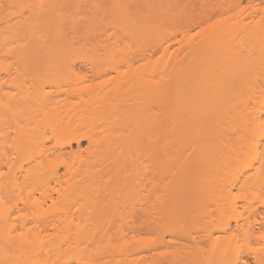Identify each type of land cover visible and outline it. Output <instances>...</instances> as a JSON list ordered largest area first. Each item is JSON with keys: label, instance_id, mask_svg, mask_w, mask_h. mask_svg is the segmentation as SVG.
Segmentation results:
<instances>
[{"label": "bare ground", "instance_id": "obj_1", "mask_svg": "<svg viewBox=\"0 0 264 264\" xmlns=\"http://www.w3.org/2000/svg\"><path fill=\"white\" fill-rule=\"evenodd\" d=\"M14 1L3 0L4 5L0 6V23H4L3 25L7 26L5 27L6 30L3 31L1 29L4 26L0 25V38L5 37L7 40L3 46V57L6 60H0V264H35L41 260L43 262V259H50L52 256L51 248H47L46 245L48 243L41 238L40 234L49 222L50 224L57 223H54L56 217L51 220H43V217L37 216L34 219L35 228L30 230L31 234L13 235L12 216L9 211L6 212V206H2L3 200H5L7 193H10V191L20 192L27 188L32 190L34 187H42L52 181L60 182L61 179L66 178L68 190L66 192L78 190L85 193L83 196L84 204L79 207L81 223H89L94 219L96 220L97 217L94 215L97 214H103L102 218L106 214L111 219L114 216L113 214L116 213L111 220L112 223L119 225V228L132 226L137 230H159L165 227L166 224L162 218L160 220L155 219L157 211L173 215L178 212L181 213L184 211V207L193 202H196L198 210L205 208L212 203L211 197L207 196L210 193L209 191L212 190L210 187L213 181L211 182V180L217 181L218 178L219 180H225L224 178H228L229 175L230 178L236 176L238 180L240 177H238V172L240 171H237V167L240 162L242 163L247 159L246 157H248L249 153L250 155L254 154L252 157L255 158H252V160H258V162L261 159V155L262 157L264 156V85H262L263 88L260 85L258 87L256 85L253 86L252 83H249L251 76L248 77L256 73L259 68L257 67L259 62L257 58L263 57L264 55L261 56L259 54H263L264 51L258 52V56H255L254 54L257 51L254 50V45L250 46V48L247 45L249 39H253V42L258 40L257 35H260L261 31L264 30V22H253L251 30L249 25H246L249 26L248 28L244 25L245 28L239 26L236 30L231 29V32H227L229 35L224 36V38L229 36V41L221 38L222 33L218 29L217 33L214 32L216 41L214 40L212 43L213 47L216 48H211L212 50H210L211 45L204 46L202 43V45L199 44L192 47L191 53H187V55L170 56L168 48H164L165 46L162 45V42L164 41L163 44L167 43L164 36L169 33L171 28H167L168 31L165 29L168 25L166 21L172 16V14L170 16V7L174 6V2H171V0H157L158 5L156 0H154L156 2L152 0L146 6L149 12L146 11L147 16L145 15V18H143L144 16L142 17L141 15V18H143V21L142 19L141 21L144 24L140 20L142 24H137V19L140 18L135 19L136 22L132 17L127 20L129 23L131 22V27L134 26V28L132 27L133 29L136 28V31L139 29L145 32L139 33L142 37L150 32L155 36L152 39L157 44L151 43V45L148 42L149 45L153 49L155 45L160 50L162 47V52H164V57L156 60L154 59V53L151 52V54L149 50L148 52L147 50L138 51L142 47L143 50L150 48L148 45L146 48L144 47L146 41L142 40V42H139V48L137 47L136 49V41L134 42L133 40L137 39L133 38L134 34L130 35L132 33H129L130 29L126 26L128 21H126V15L124 14L127 11H118L121 15L118 12L112 13L113 11H108L103 7L105 0L101 2V6L104 9H100L104 13L101 15V11L97 12L99 13L98 16L101 15L103 17L108 12L107 16L103 17V20L108 22L111 19V23L110 21L108 22L111 25L116 16H121L122 18L119 17L121 20L116 18L120 21L125 20V25L122 26H125L129 31L122 26L120 27V25L119 30L121 28L122 33L125 30V34L128 32L124 36L131 37L130 42L131 40L134 42L130 43L134 48H130L131 46L129 45V49L127 47L126 49L129 52H133L136 49L135 53L130 52L129 55L124 51L126 53L124 54L121 50L122 46H117L119 48L115 46V49L110 46L111 44L120 45L121 41H123L122 34L120 35L121 37L115 36L119 40L122 38L120 41L118 40L121 42L120 44L116 42L117 39H115L114 43L108 42L110 44H107V41L104 43L102 36V40L100 38V41H98L104 44L101 43L103 46L99 44L102 52L99 49L98 51L96 50L97 45L89 43L88 46L91 44V46L93 45L92 47L95 46V49L93 48V51L84 53V48L81 49V45V47L76 46V48L74 40L72 39L73 43L70 42L71 38L70 40L69 38L67 39L64 33L57 34V45L45 44L30 27L34 21L38 22L41 17L45 18L47 15L49 17L50 13L52 14L51 9L49 10L51 7L46 6L47 4L44 2L38 3L39 0H33L28 4H33L30 6L31 9L27 6V11L31 12L29 13L31 15L28 14V16L26 14L27 20L24 19L25 23L23 24V26L25 24L29 26L23 27V30H28L30 35L27 36L29 38L26 37V44L19 45L17 49L15 48L16 51L13 50V52H16H14L13 56L15 59L17 58L15 60L16 63L14 62L16 67L13 65L16 71V77L13 79L12 2ZM22 1L17 0L19 3ZM59 2L60 6L65 3L64 0H58L57 3ZM79 2L82 3L83 1L77 0L78 6ZM96 3L95 7H93L96 9V6H98L97 11L98 8L102 7L100 4L96 5ZM150 4H156V6L152 5V7L154 6L153 8L158 7L157 16L153 14L156 8L154 10L151 9V13L157 18L155 20H158L154 27H151V30L145 25L149 22L147 19H150V17L154 18L149 16L151 14ZM160 4H165V6ZM167 6H169V9ZM137 7L130 8V10L126 9L135 13L134 10ZM190 8L192 7L190 6ZM105 9L107 12H105ZM174 9L173 7L172 10ZM189 10L188 15L184 16L188 11L187 9L183 14L184 19L176 20H182L183 22L186 18L187 21L184 22L189 23V17L191 15L194 16L190 13L191 9ZM122 12L124 13L122 14ZM146 12H142L143 15ZM111 14H114V20L112 16L111 18L109 17ZM129 14L127 12V15ZM90 15L92 16V14ZM199 15L202 16L204 14L201 13ZM101 16L96 19V15L95 21L100 20V18L102 21ZM173 16L170 20L173 19ZM177 16L175 13L173 20ZM201 16H198L200 21H204ZM198 17L195 22L200 24ZM92 18L90 19L91 21ZM81 19L83 18L81 17ZM117 19L116 21H118ZM155 20L152 21L155 22ZM191 20L193 21L194 19ZM78 21L76 20V22ZM95 21L94 24L96 26L99 22L97 21L96 23ZM119 22L117 23L119 24ZM102 23H100V26ZM85 24L83 22V26ZM108 24L105 23L103 25L104 29L102 28L103 31L101 30V32L98 31L97 33L95 31V34L104 32ZM110 24L109 27L111 26ZM194 24L196 25V23ZM81 26L82 24L80 28ZM147 28L150 31L146 32ZM104 34L109 39L111 34L109 32H104ZM118 34H120V31ZM261 34L263 35V32ZM136 36L138 37L137 34ZM94 37L97 38L96 36ZM94 37L92 36V39ZM237 38L243 41L244 48L238 42L237 44L241 48L228 47V45H234V43L230 42H234ZM94 39L92 43L97 42ZM4 41L2 40V42ZM88 41L90 40L88 39ZM204 44H206L205 41ZM106 45L111 47L112 50H109V47H104ZM91 46H89L88 50ZM117 49L119 50L118 54L113 51ZM254 51L255 53H253ZM131 56L132 59H130ZM125 63L129 70L121 76L120 80L114 83L115 86L109 88V85L104 83L102 84L103 86L101 85L100 91H97V89L93 90L92 85L83 84L84 80L85 82L88 80L87 77L100 79V77H105L111 70H116L122 64L126 65ZM78 68L81 73H78ZM81 69H87L89 75L87 74L86 78L82 74L85 70ZM252 71L254 72L252 73ZM80 74L83 75H81L83 78ZM73 80L77 81V83H82L81 87L76 86L77 89H75L76 87L73 86L74 90H69L70 95L75 96L78 101L72 102V97L68 94L66 95L69 98L61 99L63 91L61 87L67 85V83L70 86L71 83L75 85ZM12 83H15V89L20 90L18 96L12 94ZM64 91L65 93L66 91L67 93L69 92L66 88H64ZM12 120L14 123H12ZM12 124L14 125L13 131ZM82 141L87 142L85 149L81 148ZM74 143L78 146L76 151L72 147ZM240 149L245 151V155L243 154L244 157L241 160H239L240 151H238ZM142 158L158 160L161 169H164V162L170 164L172 159L178 160L181 170L177 168L178 171L170 174L171 180H181L182 177V180L185 178H189V180L197 179L192 181L194 183L188 180L191 183L188 184L186 189L190 188L191 191L194 190L195 192L198 190L200 194H194L195 196L190 199L192 195H190V192L188 194L190 189L185 191L182 186L184 189L182 190V187L180 189L185 191V194L182 191L176 193L179 189L172 190L173 186L171 183L164 187L166 190L163 189L164 193L161 195H157L153 189L147 191V194L138 192L133 185L137 177L141 175L142 161L140 159ZM261 162H264V158ZM255 167L256 171L253 172L254 175L252 173V177L258 185L259 183L257 182L264 179V174L262 175L264 173V163L261 165L260 170L259 167ZM239 180L242 179L240 178ZM202 193L206 195H202ZM7 196L12 195L8 194ZM31 201L28 204L37 210L39 207L36 204L37 201ZM231 205L229 208L230 212L235 213L236 207H233L235 203L231 202ZM215 207V212L220 213V205L215 204ZM255 211L258 212L257 208ZM31 215L34 216L33 213ZM83 216L85 218H82ZM64 217L56 218V221L58 220L60 224L75 221L74 219L64 221ZM250 224L247 226H252V223ZM250 226L249 229H251ZM173 230L170 225H168V229H165L167 235L172 234ZM208 230L205 238H211L214 233L221 232V230L229 231L230 227L229 225L225 227L222 223L217 222V224L212 225V229ZM251 231L247 230V233L253 234V230ZM103 237L107 239L108 244L112 242L110 232H105ZM165 238L164 236L156 241V244L151 245L150 249L157 250L162 246L171 245V241H167ZM231 245V240L223 241V243L216 240L213 242L211 250L206 253V256L201 258L200 261L194 259V263H245L242 260L235 262L236 259L230 257L233 251L230 250ZM124 246L127 247L126 249L131 248L126 243H124ZM130 253H125V255L127 256ZM141 258H135L133 262L136 263ZM263 260L261 263L264 264Z\"/></svg>", "mask_w": 264, "mask_h": 264}, {"label": "rangeland", "instance_id": "obj_2", "mask_svg": "<svg viewBox=\"0 0 264 264\" xmlns=\"http://www.w3.org/2000/svg\"><path fill=\"white\" fill-rule=\"evenodd\" d=\"M23 1L21 2L22 4L17 2V0L12 2V75H13L12 78L13 79H15L14 77H16V75H15L16 71H15L14 67H16L15 66V63H16L15 60L17 59V58L15 59L13 54L16 53L15 51H16L17 47H19V45L22 46V44L27 43L26 37H28L27 35H30V34H28L29 33L28 30H26V29L23 30V27L25 28V26H26V24H25V26H23V24L25 23L24 19L27 20V18H26L27 15L29 13H31V12L27 11L28 10L27 6H29V9H31L30 6H32L33 4L32 5H28V4H30L31 1H33V0H23ZM59 1H61V0H59ZM82 1H83L82 3L79 2V6H78L77 0H64V2H65L64 5L62 6V4H63L62 3L60 6V2L57 3L58 0H39L38 3L44 2L47 4L46 6L51 7V8H49V10L51 9L52 14L50 13L49 17H47L48 15L47 16L45 15L47 18L45 16H44L45 18L41 17V19L38 20V22L34 21L30 27L33 29V30L32 29L31 30L34 33L36 32L37 37H40L45 44L47 43V44L52 45V46L57 43L56 42V39L58 37L57 34L58 33H64V36L66 35L67 37L66 36L65 37L67 39L69 38V40H70V38H71L70 42H72L74 40L75 47L76 46L78 47L81 45L82 46V47L80 46L81 49L84 48L83 49L84 53L85 52L87 53L88 51H93L95 49L94 48L95 46L92 47L93 45H97L98 47L96 46V50L98 51V49H99L101 51L100 45H102L103 43L101 42L102 43L101 44L98 41H100V38L102 36H103V40H102V38H101V40L104 43L107 41V44H110L111 42L114 43L115 39H117L116 42L119 44L122 42L123 44L122 43L120 45L111 44L110 46L114 49H115V46H116V48H119L122 46L121 50L123 51L124 54H126V53L129 54L130 52L135 53L137 47L139 48L138 43L142 42V40H144V41H146L145 43L143 42L144 44H146L144 47L146 48V46L148 45L151 49L150 48H146V49L144 48L145 50H143V47H142V49L139 48L138 51H146L147 50V52H148V50H149L150 53L151 52L154 53V59H156V60L164 57V54H163L164 52H162L163 51L162 47L160 50L159 47L156 45H155L154 49L151 46L152 45L151 43H156V42H153V39H152L155 36L150 32V33H146V35L143 34L144 35L143 36L144 39H143L142 35H140L139 33H141V32L145 33V32H143L139 29L138 30L140 32L138 30L136 31L135 30L136 28L133 29L134 26H132L133 27L132 28L131 24H130L131 22L129 23V21H128L129 17L130 18L132 17L134 20L137 18H140V19H137V21H138L137 24L141 23L143 21V18H145V15L147 16V12H148L147 7H146L147 3L152 1V0H105V2L103 3L104 4L103 7H105L108 11L109 10L111 12L113 11L112 13H114V12L116 13L118 11L121 12V10H122V11H127L129 14L132 12V11H129L130 8L132 9V8H135L136 6H138L137 7L138 10L137 9L134 10L135 13L136 12H138V13L135 14L134 12H132L131 14L127 15V12H125L126 14H124V15H126V17H125L126 21H128V23H126L127 24L126 26L128 29H130L129 33H132L130 35L134 34L133 38L134 39L136 38L138 40V41L133 40L134 42L136 41L135 42L136 43L135 44L136 49L133 50V52L132 51L129 52V50L126 49V47L129 49L130 43L132 44L134 42L132 40L130 42V39H132L131 37L124 36L128 32L126 34L124 33V31L127 30V28L125 26L124 27L122 26V25H125V20L123 19L124 21H120L121 19L119 17H121V16H119V15H121V14H119V12H118L119 15L118 14L117 15L119 17L116 16L120 20H118L116 17L114 18L115 19L114 20L113 19L114 14L109 15V17L111 18V16H112V19L114 20V22L111 25L110 24L111 19H109V21H110L109 24L111 25L109 27L108 19H106V21H108V22H105V20H103L104 19L103 17H106L107 13H108L106 9H105V12H107V13L104 14L103 17L101 16L104 13V12L102 13V11L100 10V9H102V10L104 9L101 6L102 5L101 2H103V0H100V1H98V0H93V1L92 0H85V1L82 0ZM156 1H154V2H156ZM165 1H167V0H165ZM94 2L95 3L97 2L96 5L100 4V6L102 8H98V10L96 11L98 6H96V9H94V7H95ZM171 2H174V6H173V4H171V6H173L175 8L174 9L175 11L172 10L173 7H170L171 8L170 16H171V14H172V16L173 15L175 16V13H176V15H178L177 16L178 18L175 17V20H173L174 19V16H173V19H172L174 21L173 22L172 20H170L172 18V16H171V18L168 16L170 18V19L168 18L170 20V22H169V20L166 21L168 24L167 25L168 27L165 25L166 28L165 27L164 28L165 29L171 28V29L169 30V33L165 34V36H164V39L166 38L165 41H167V43L165 42V44H163L164 41L162 42V45L165 46L164 48H168V54L170 56H178L179 57L180 55L181 56L187 55V53H191L192 47H195L196 45H199V44L202 45V43L204 46L205 45H209V46L211 45L210 48L208 46V48L210 50H212L211 48H216V47H213L212 43L215 40L214 36L216 35L214 32L217 33L218 29H220V31L222 33L221 38L223 39L224 36L229 35V33H227V32L230 31L231 29L236 30L239 26H241V27L243 26L242 28H245L246 25H249L250 26L249 29L251 30V28H252L251 24L253 22H258V23L264 22V0H176V1L171 0ZM16 3H17V5H16ZM80 4L82 5V7ZM142 4H143V7H142ZM157 4L159 5L158 1H157ZM3 5H4L3 0H0V6H3ZM152 5L156 6V4H152ZM152 5L150 4V6H151L150 13H151V9L154 10L156 8L153 11V14H156V16H157V14H158L157 8L158 7L153 8L154 6L152 7ZM160 5H162V4H160ZM126 6H128V7H126ZM162 6H165V4ZM190 6L192 8H190ZM167 7L169 9V6H167ZM188 7H189V9H191L190 13L193 14L195 17L190 14L191 16L188 19V21H190L189 23L184 22V21H187L186 18L183 22H182V20H179V21L176 20V19H184L183 14L185 13L186 9L188 11L186 12V14H184V16L188 15V13L190 11L188 9ZM126 8H128L129 10ZM172 11H174V13H172ZM97 12H100L101 15L98 16L99 13H97ZM111 12H109V13H111ZM142 12H146V13H144V15H143ZM123 13L124 12H122V14ZM201 13L204 14L205 16L199 15ZM90 14H92V16ZM94 14H96L97 17ZM151 14L149 16H153L154 18L150 17V19H147V20H149L151 25L149 24L148 21H147L148 25L145 24L146 26H148L150 28V30H151V27H154L155 23L158 21V20L157 21L155 20L156 16L153 14L151 15ZM29 15H31V14H29ZM124 15H122V16H124ZM136 15L137 16L139 15V16L137 17ZM141 15H142V17L143 16L144 17L141 18ZM197 15L199 17L200 16L203 17L204 21L203 20L200 21V18ZM87 16L88 17L90 16V17L88 18ZM100 16L102 17V21H101V18H100V20H97L99 22L98 25L100 26V23H102V22H104V23H102V25L100 27L96 24V26H98V27H96L94 24L95 17L97 19ZM81 17L83 19H81ZM197 17L199 18L198 20L200 21L199 22L200 24H198V22H195L197 20ZM91 18H92V21L90 20ZM146 18H149V17H146ZM87 19L90 21H88ZM116 19L118 21H116ZM141 19H142V21H141ZM191 19H194V20L192 21ZM76 20H79V21L76 22ZM134 20H132V21H134ZM144 20L146 21V19H144ZM152 20H155V22H153ZM82 21L84 22V24L86 23L84 26H83ZM97 21H95V22L97 23ZM115 21H116V23H115ZM119 21L121 23L122 22H124V23L121 24ZM171 21H172V23H171ZM117 22H119V24ZM135 22H136V20H135ZM75 23H78V24H75ZM105 23L108 24L107 25L108 29L106 28V30L104 32L105 33L109 32L111 34L109 39H107V37H105L106 35L104 34V32H102L100 34L101 30L103 31V29H104L103 25ZM194 23H196V25ZM3 24L0 23L1 26ZM81 24H82V26L80 28ZM152 24H153V26H152ZM171 24H172L173 28H172V26L170 27ZM74 25L76 26L77 30H76ZM119 25H120V27L122 26L125 29L123 31V33L121 32V30H122L121 28L119 30ZM3 26H4V28L1 30L5 31L6 30L5 27H7V26L6 25H3ZM89 26L91 29L89 28ZM94 26L96 29L94 28ZM129 26H130V28H129ZM249 26H246V27L248 28ZM261 26H262V24H261ZM263 26H264V23H263ZM26 27H29V26L27 25ZM115 27H117V28H115ZM30 28H27V29H30ZM86 28H88V29L86 30ZM149 28L146 29L147 30L146 32L150 31ZM31 30H29V31H31ZM79 30H81V31L78 32ZM131 30L132 31L134 30L135 33L138 35V37L137 36L135 37L136 34L133 33L134 31L132 32ZM154 30H156V29H154ZM95 31H96V33L98 31H100L98 33L100 35L95 34ZM119 31H120V34H118ZM127 31H129V30H127ZM167 31H168V29H167ZM262 32L264 35V30H262L261 33ZM165 33H167V32H165ZM261 33H260V35H257L258 38L255 36L258 39L257 40L255 38L257 40L256 42H253V39H251V40L249 39L247 41L249 43V44L247 43V45H249V48H250V46L254 45L253 46L254 50L257 51V53L254 54L255 56L256 55L258 56V52L264 51V36ZM31 34H32V32H31ZM33 35H35V34H33ZM120 35L123 37V39L120 38V40L121 39L123 40L121 42H119L120 41L119 38H116L117 36L121 37ZM149 35H152V36H149ZM212 35H213L214 39H213V37L210 38V36H212ZM87 36H89V37H87ZM92 36L97 37V38L94 37L97 42L92 43L93 39H94V38L92 39ZM228 37L227 38L225 37L224 39L226 41H229L230 38H228ZM98 38H99V40H98ZM110 38H111V40H110ZM88 39L90 41H88ZM2 40L3 41L5 40V41L2 42ZM207 40L210 44L209 43L207 44ZM0 41H1L0 42V60L5 61L6 58L3 57V53H4L3 52V46L6 44L7 40L5 39V37L4 38L1 37ZM204 41L206 42V44H204ZM251 41H252V45H251ZM108 42H110V43H108ZM148 42L151 45H149ZM157 42H158V39H157ZM220 42H222V41H220ZM223 42H224V40H223ZM237 42L241 47H243V41L238 39V38L234 42L233 41L230 42V43H234V45L233 44L232 45L227 44V45H228V47L235 46L237 48H241V47H239ZM89 43L93 44L92 46H91V44L89 45V46H91L92 50H91V48L88 50V48H89L88 44ZM95 43H97V44H95ZM225 44H226V42H225ZM86 46H88V47L86 48ZM117 46H119V47H117ZM130 46H131L130 48H134L133 45H130ZM80 47H79V49H80ZM104 47L107 48L109 46L106 45ZM111 47H109L110 48L109 50H112ZM102 49H103V47H102ZM13 50H15L14 51L15 53L13 52ZM17 51H20V50H17ZM113 51L116 52L117 54L119 53L118 49L116 51L115 50H113ZM253 53H255V51ZM120 54H122V53H120ZM259 55L263 56L264 53L263 54L260 53ZM117 58H119V57H117ZM180 58H182V57H180ZM256 58H254V59H256ZM130 59H132V56ZM257 59L259 60L260 63L258 62V64H260V65L258 66V64H257V67H259V68L257 69L258 71L255 69L256 73H253L254 71H252L253 75L248 76V77L251 76L249 78L250 79L249 83H252L253 86L256 85L258 87V85H260L262 87V85H264V56L257 58ZM255 64H256V61H255ZM13 65H14V67H13ZM79 70L80 69L78 68V70H77L78 73L80 72ZM81 70H83V69H81ZM128 70L129 69H128L127 64L126 65L122 64L116 70H111L110 73L108 75H106L105 77L103 76L102 78L100 77V79H91L90 77H87L89 74H88V71L86 69L85 72H83L82 74H84L85 78L87 77L88 80H86V82L84 80L83 84L84 85H92L93 90L97 89V91H100L99 89H101V87L103 86L102 84H104V83L108 84L109 88H111V87L115 86L114 83H116V81L120 80L121 76L124 73H126ZM86 71H87V73H86ZM82 74H80V76ZM73 81H75V80H73ZM74 83H75V85L73 83H71V86L68 83L65 86L62 84L63 86L61 88L63 89V91H64V88H66L69 91L70 89L74 90L73 86L81 87L82 83L81 84L77 83V81H75ZM15 88H16V86L14 83L12 86V94H15V96L16 95L18 96V94H20L19 93L20 90L15 89ZM17 88H18V86H17ZM61 88H60V90H61ZM75 89H77V87ZM63 91H62L61 99H65L67 97L66 94L70 95V91L68 93H67V91H66V93H65V91L64 92ZM73 92H71V93H73ZM245 94H247V93H245ZM12 96L14 97V95H12ZM70 96L72 97L71 98L72 102L78 101V99L75 98V96H73V95H70ZM67 98H69V97H67ZM12 123H14L13 120H12ZM13 129H14V125L12 124V131H13ZM72 147H73L74 151L78 150V146L76 143H74L72 145ZM86 147H87V142L82 141L81 148L85 149ZM238 151H240L239 152V160H241L242 157H244V155H245L244 154L245 151H243L242 149H240ZM238 151L236 150V152H238ZM251 153H252V151H251ZM252 155H254V154H252ZM252 155H250V153H249L248 157H246L247 159L242 163L240 162V165H238L237 171L243 172V173L238 172L240 174V175L238 174V177L240 176L238 178V180H237L236 176L234 178H230L229 177L230 175L228 176V178L227 177L224 178L222 176L225 180H223V179L219 180V178H218V180L216 179L217 181L211 180V182L213 181L211 183V187H210L212 190L209 189L211 191H209L210 193L207 196L211 197L212 203L208 204L205 208L198 210L196 202H193L191 204H188L187 207H184V211H182V212L180 211L181 213L178 212V213H175L172 215V214L157 211L155 219L160 220L162 218V220L166 224L165 227H163L159 230L158 229H156V230H137L132 226H129V228L127 226H123L122 228L121 227L119 228V225L112 223V220H111L114 218L116 213L113 214L114 216L111 214L113 216V218H111V219H110L109 215H108L109 217H107L105 214V216L102 218L103 214H97V215H94L95 217H97L96 220L94 219L95 221L93 220L89 223H81L82 222L80 219L81 218L80 217L81 212L79 211V207L84 204L83 196L85 195V193L79 192L78 190H75L73 192H66V191H68L67 185H66V181H67L66 178L61 179L60 182H53L52 181L50 183H47V185H45V186L34 187V188H32V190L30 188H27V189L21 190L20 192H11L10 191V193H7V195L9 194L12 196L6 195L5 200H3V202H2V206L3 207L6 206L5 207L6 212L9 211L11 216H12V234L13 235L27 234V233H30V230H34V228H35L34 219L37 216L43 217L44 218L43 220H45V219L51 220V219H54L53 217L62 218L64 216H65L63 219L64 221H66L67 219H71V220L74 219L75 220L72 223H64L63 222L62 224H60V223H58L59 221L58 220L56 221V218H55L54 223L55 222H57V223H55V224L51 223L50 224V222L49 223L47 222L48 225H45L40 236H42L41 238H43L48 243L47 245L46 244L45 245L47 246V248L48 247L51 248V249L49 248L51 253H52L51 255L52 256L54 255V256L53 257L51 256V258L47 259V260L43 259V262L41 260L40 262L35 263V264H196V263H194L195 262L194 259L200 261L201 258H204L206 256V253H208L211 250L213 242H215L216 240L217 241L219 240L222 243H223V241H226V240L232 241V245H231L230 250H233V251L230 254V257L236 259L235 262L242 260L243 262L245 261L246 264H263L261 262L264 259L263 258V256H264V179L261 180L260 182H257V183H259L257 185L256 180L252 176L254 175L253 172L256 171L255 166L259 167V170L261 169L260 167L264 163L261 161L263 160L264 156L262 157V155H261V159L259 162L262 164H260L258 162V160H256V161L254 159L252 160V158H255V157H252ZM140 160L142 161V165H141V169H142L141 171L142 172H141V175L137 177L136 182L134 183L133 186L135 188H137V191L142 193V194H147V191L153 189V191L155 193H157V195H161L162 193H164L163 192V189H165L164 187L167 186V184L169 185L170 183L172 184L173 188L176 186L174 189L172 188V190L175 191V189L176 190L179 189L176 191V193H178V191H182L184 188L186 191L187 190L186 187L188 186V184H190L194 180H197V179L189 180V178L187 179L185 177L184 178L187 180H185V179L182 180L183 177L181 178V180L180 179L179 180L178 179L171 180L170 174L178 171L177 168L181 170V168L179 167L180 164H178L179 161L176 159H172L170 164H167L166 162H164L163 163L164 169H161L160 164H158V160H156V159L142 158ZM256 164H258V165H256ZM253 167H254V169H253ZM204 168H205V166H204ZM234 168H236V167H234ZM250 168H251V170H250ZM252 173H253V175H252ZM263 174L264 173H262V175ZM233 175H234V173H233ZM236 175H237V172H236ZM224 176H226V175H224ZM240 178L242 180H239ZM188 180L191 182H189ZM192 183H194V182H192ZM181 187H182V190L180 189ZM185 191H182V192H184V194H185ZM192 191H191V189L188 191V194H189V192H190V195L192 194L191 196L186 194V195L190 196V199L192 198V196H195L194 194H200V192H198V190H197V192H195L194 190H192ZM67 195H70V196H67ZM202 195H206V194L202 193ZM30 199L34 202L37 201L36 204L39 205L37 210H36V208L30 207L31 205L28 204V202L31 201ZM28 200H30V201H28ZM231 202L235 203V205L233 206V207H236L235 213L230 212L229 208L232 206ZM25 203H26V205H25ZM215 204L220 205V209H219L220 213L215 212V209H216ZM122 207H120V208H122ZM256 208H257L258 212L255 211ZM30 210L32 211L34 216L31 215L32 213ZM34 210H35V212H34ZM233 210H235V209H233ZM82 218H85V217L83 216ZM78 220H80V221H78ZM217 222L222 223L225 227H226V225H229L230 230L229 231H222L221 230V232L214 233L211 238H205L207 231H209L208 229H212V225L217 224ZM250 223H252V226H250L251 225ZM167 224L170 225L171 228L174 229L172 234L167 235V233L165 231V229H168ZM248 224H250L249 226L251 227V229H249V226H247ZM247 230H249V232H252L251 230H253V234L249 233V232H248L249 233L248 234ZM107 231L110 232V235L112 237V242L110 244H108L107 239L105 237H103L105 232H107ZM164 236L166 237L165 239L167 241L168 240L171 241V245H168L165 247L162 246L157 250H151L150 246L156 244V241L160 240ZM124 243H126L127 246L130 245L131 248L130 249L128 248L129 250L126 249L127 247L124 246ZM46 246H45V248H46ZM53 248H54L55 252H53L54 251ZM125 253H130V254H127V256H126ZM141 256H142V258H141ZM139 257L141 259H138V261L136 263H134L133 260L135 258H139ZM263 262H264V260H263ZM245 263H240V264H245Z\"/></svg>", "mask_w": 264, "mask_h": 264}]
</instances>
